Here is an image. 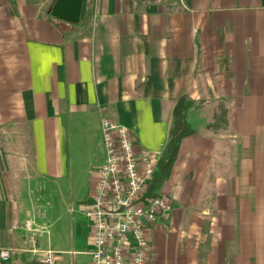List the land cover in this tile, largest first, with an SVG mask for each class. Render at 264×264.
<instances>
[{
    "label": "crops",
    "instance_id": "0c3cea01",
    "mask_svg": "<svg viewBox=\"0 0 264 264\" xmlns=\"http://www.w3.org/2000/svg\"><path fill=\"white\" fill-rule=\"evenodd\" d=\"M52 2L0 0V264H88L101 116L160 159L181 96L148 264H264V0Z\"/></svg>",
    "mask_w": 264,
    "mask_h": 264
},
{
    "label": "built area",
    "instance_id": "2783aa9c",
    "mask_svg": "<svg viewBox=\"0 0 264 264\" xmlns=\"http://www.w3.org/2000/svg\"><path fill=\"white\" fill-rule=\"evenodd\" d=\"M103 160L85 199L83 212L89 229L88 264H148L149 227L167 219L171 199L149 189L159 157L137 146L126 126L100 118ZM0 248V260H8ZM41 264H56L55 252L42 251Z\"/></svg>",
    "mask_w": 264,
    "mask_h": 264
},
{
    "label": "trees",
    "instance_id": "16d2710c",
    "mask_svg": "<svg viewBox=\"0 0 264 264\" xmlns=\"http://www.w3.org/2000/svg\"><path fill=\"white\" fill-rule=\"evenodd\" d=\"M184 100V97L181 96L174 104V123L169 130V140L165 147L164 156L158 160V168L150 181L149 189L167 177L170 166L177 152L179 140L181 137L193 132V129L187 123L183 112Z\"/></svg>",
    "mask_w": 264,
    "mask_h": 264
},
{
    "label": "water",
    "instance_id": "95a60500",
    "mask_svg": "<svg viewBox=\"0 0 264 264\" xmlns=\"http://www.w3.org/2000/svg\"><path fill=\"white\" fill-rule=\"evenodd\" d=\"M81 5L82 0H53L49 12L51 15L69 23H77Z\"/></svg>",
    "mask_w": 264,
    "mask_h": 264
},
{
    "label": "rangeland",
    "instance_id": "374dc122",
    "mask_svg": "<svg viewBox=\"0 0 264 264\" xmlns=\"http://www.w3.org/2000/svg\"><path fill=\"white\" fill-rule=\"evenodd\" d=\"M85 219H86V217H85ZM86 221H87V219H86ZM83 223H85L84 221H83ZM83 223H81L82 225H83ZM82 225H80V228H79V231L82 233V231L84 230V227H82Z\"/></svg>",
    "mask_w": 264,
    "mask_h": 264
}]
</instances>
